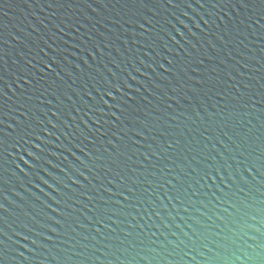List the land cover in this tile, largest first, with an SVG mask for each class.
Instances as JSON below:
<instances>
[{"label":"water","instance_id":"water-1","mask_svg":"<svg viewBox=\"0 0 264 264\" xmlns=\"http://www.w3.org/2000/svg\"><path fill=\"white\" fill-rule=\"evenodd\" d=\"M0 264H264V0H0Z\"/></svg>","mask_w":264,"mask_h":264}]
</instances>
